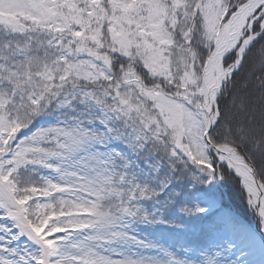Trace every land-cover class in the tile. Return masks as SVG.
I'll return each mask as SVG.
<instances>
[{"label": "snow or ice", "instance_id": "snow-or-ice-1", "mask_svg": "<svg viewBox=\"0 0 264 264\" xmlns=\"http://www.w3.org/2000/svg\"><path fill=\"white\" fill-rule=\"evenodd\" d=\"M0 264H264V0H0Z\"/></svg>", "mask_w": 264, "mask_h": 264}, {"label": "trees", "instance_id": "trees-1", "mask_svg": "<svg viewBox=\"0 0 264 264\" xmlns=\"http://www.w3.org/2000/svg\"><path fill=\"white\" fill-rule=\"evenodd\" d=\"M236 198H237L236 203L241 205L242 203L240 202L241 200L239 199V193L238 192H236Z\"/></svg>", "mask_w": 264, "mask_h": 264}, {"label": "rangeland", "instance_id": "rangeland-1", "mask_svg": "<svg viewBox=\"0 0 264 264\" xmlns=\"http://www.w3.org/2000/svg\"><path fill=\"white\" fill-rule=\"evenodd\" d=\"M242 203V201H240ZM239 205V204H238ZM242 205V204H241Z\"/></svg>", "mask_w": 264, "mask_h": 264}]
</instances>
